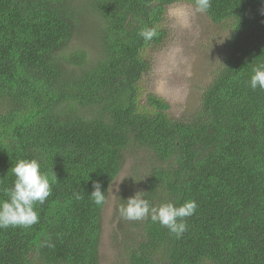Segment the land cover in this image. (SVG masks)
Returning a JSON list of instances; mask_svg holds the SVG:
<instances>
[{"label": "trees", "instance_id": "1", "mask_svg": "<svg viewBox=\"0 0 264 264\" xmlns=\"http://www.w3.org/2000/svg\"><path fill=\"white\" fill-rule=\"evenodd\" d=\"M194 0H0V199L11 167L38 158L57 180L30 227L0 228V264H101L103 211L128 158L146 155L115 204L120 264H264V0H212L228 35L196 111L177 118L145 89L151 52L168 39V8ZM94 18L98 54L68 51ZM154 27L145 41L140 31ZM99 181L106 203L90 198ZM137 191L153 205L195 200L176 237L118 208ZM77 195L80 196L77 199Z\"/></svg>", "mask_w": 264, "mask_h": 264}, {"label": "rangeland", "instance_id": "2", "mask_svg": "<svg viewBox=\"0 0 264 264\" xmlns=\"http://www.w3.org/2000/svg\"><path fill=\"white\" fill-rule=\"evenodd\" d=\"M82 13V29L72 40L68 51L83 49L89 57L98 54L99 43L94 18ZM165 26L168 39L165 45L151 52L152 68L144 77L145 89L164 98L177 118H186L199 107L203 89L221 65L228 30L214 24L206 15L193 12V5L182 2L168 8ZM148 159L135 152L127 159L120 174L110 187L103 211L101 264H120L113 246L116 233L115 204L127 179Z\"/></svg>", "mask_w": 264, "mask_h": 264}, {"label": "clouds", "instance_id": "3", "mask_svg": "<svg viewBox=\"0 0 264 264\" xmlns=\"http://www.w3.org/2000/svg\"><path fill=\"white\" fill-rule=\"evenodd\" d=\"M211 5L212 0H194L193 12L207 13ZM139 35L145 41H150L157 32L154 27L145 26ZM225 38L227 37L223 39ZM249 86L253 90L264 89V63L253 67ZM11 172L15 180L11 187L4 189L7 199H0V228L30 227L38 222L36 205L43 204L51 194V185L57 180L56 174L52 172L49 175L42 171L38 158L19 159L15 166L11 167ZM89 196L98 206L106 203L105 191H102L99 181L93 182V191ZM79 198L77 195V199ZM124 201L118 208L122 219L140 221L150 218L153 223L158 222L166 227L177 238L187 230L185 218L192 216L198 206L195 200L185 201L179 206L171 201L153 205L142 191H137Z\"/></svg>", "mask_w": 264, "mask_h": 264}]
</instances>
